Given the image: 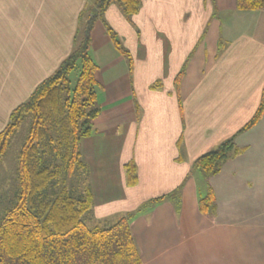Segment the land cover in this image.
I'll use <instances>...</instances> for the list:
<instances>
[{
  "label": "crops",
  "instance_id": "0c3cea01",
  "mask_svg": "<svg viewBox=\"0 0 264 264\" xmlns=\"http://www.w3.org/2000/svg\"><path fill=\"white\" fill-rule=\"evenodd\" d=\"M235 1L140 0L130 19L110 4L103 19L129 58L102 22L91 31L100 112L79 145L92 195L86 218L109 226L132 215L141 264H264V114L236 136L242 152L217 175L205 179L192 170L196 158L253 117L261 100L264 9L238 10ZM93 3L0 0V131L71 53ZM208 185L213 215L198 207ZM176 190L177 204L143 207Z\"/></svg>",
  "mask_w": 264,
  "mask_h": 264
},
{
  "label": "trees",
  "instance_id": "16d2710c",
  "mask_svg": "<svg viewBox=\"0 0 264 264\" xmlns=\"http://www.w3.org/2000/svg\"><path fill=\"white\" fill-rule=\"evenodd\" d=\"M112 3L119 6L127 19L141 5L140 0H94L93 6L81 15L79 27L84 26L83 35L79 28L71 53L26 101L12 110L0 131L1 160L11 137L28 119L16 157V197L0 218V264H141L130 228L132 215L122 216L109 226L86 223L92 195L86 184L87 171L79 145L91 134L93 121L100 112L98 67L89 55L91 31L97 22L103 23L114 47L129 58L103 19ZM235 3L242 11L264 9V0ZM79 64V74L72 85L70 74ZM263 114L264 88L253 117L236 134L196 158L192 170L199 171L205 179L217 175L225 162L242 152L235 145L236 136L255 126ZM125 168L128 184L134 185L135 166L128 163ZM78 173L84 177V186L70 188L69 181ZM177 198L178 190L143 207L164 199L176 202ZM198 207L204 215L215 213V195L209 185L199 196Z\"/></svg>",
  "mask_w": 264,
  "mask_h": 264
},
{
  "label": "rangeland",
  "instance_id": "374dc122",
  "mask_svg": "<svg viewBox=\"0 0 264 264\" xmlns=\"http://www.w3.org/2000/svg\"><path fill=\"white\" fill-rule=\"evenodd\" d=\"M97 29H100L99 22L96 24ZM80 35H83L84 26L80 27ZM96 34V33H95ZM95 37V36H94ZM80 64L70 74L71 84L74 85L79 74ZM28 119H25L19 130L11 137L8 148L0 160V218L8 205L14 201L17 191L16 180V157L19 148L21 147L28 128ZM74 178L70 180L69 186L77 188L78 185L84 186V177L82 174H75ZM87 224L88 221H86ZM90 226V225H88Z\"/></svg>",
  "mask_w": 264,
  "mask_h": 264
}]
</instances>
